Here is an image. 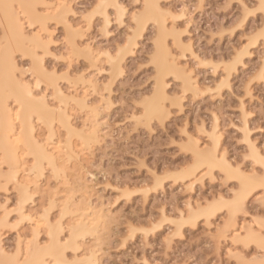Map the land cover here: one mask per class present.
I'll return each mask as SVG.
<instances>
[{
	"label": "rangeland",
	"instance_id": "rangeland-1",
	"mask_svg": "<svg viewBox=\"0 0 264 264\" xmlns=\"http://www.w3.org/2000/svg\"><path fill=\"white\" fill-rule=\"evenodd\" d=\"M14 1L20 3L19 0ZM120 1L122 8L128 9L127 14L123 12L122 16V11L111 7L107 8L106 14L101 10L94 13L96 4L102 0H69L73 7L72 13H75L68 14L72 29L67 26L65 20L55 15L54 10H50L56 18V22L49 28L55 42L49 49L52 55L44 56L43 67L49 72L54 69L57 75L53 85L44 86V92L40 93V96L46 95L53 108L63 104L61 97L55 93V83L58 82L65 92L79 96L87 95L90 106L82 107L74 101L70 102L67 110L72 124H75V130L71 132L58 119L55 120L53 130H50L35 112L32 113L35 114L31 119L34 121L38 137L45 141L52 138L56 144L60 142L59 145L63 146L62 155L64 153V161H61L58 169H54L45 160L41 172H38L31 168L36 163L35 153L28 146L19 152L22 154V157L19 154L23 161L21 164L25 165H21L18 176L20 179L33 180L32 195L26 201V210L29 214L31 211V215L35 214L34 220L49 219L42 223L40 220L37 240L40 244L46 243L47 231L49 228L56 230L59 221L62 222V229H70L81 212L75 211L73 204L76 210L81 209L83 204L87 203L83 195H91L89 198L94 201L95 206L97 202H103V205H100L111 214L106 220L100 214L102 211L99 213L100 218L97 213L95 215V212H92L91 216L95 215L93 219L100 220L93 221L94 230L86 233L88 235H80L79 239L77 238L82 242L79 251L73 252L69 259L80 255V260L85 261L86 258L82 257L96 250V264H144L145 261L148 264H230L228 249L233 248L232 241L220 239L224 234L221 233L220 227L222 228L225 219L229 217L227 212L222 214L218 207L211 216L210 224L203 215L189 221H182L179 217L182 213L189 216V203L193 202L195 206L199 203L205 205L219 196H224L225 200L229 199L234 190V182L228 180L220 168H215L210 173L207 172L206 166L198 167L197 176L202 177L196 179L195 176L191 180L182 176V172L195 168L197 163L189 147L190 138H197L195 140L202 147L209 149V146H213L214 149L216 144L211 133L215 129L219 135V152H227L230 161L245 152V145L240 143L242 136L239 132L242 109L250 113L248 128L251 138L254 141L261 139L260 129L264 128L261 123L264 119V83L253 80L252 77L259 72L264 42L259 38L250 41L249 36L253 30L259 33L261 25H264V13L254 11L244 20L241 27H236L244 11L241 3H248L251 8L253 4L258 5L259 0H164L175 13H179L184 5L187 6L185 9H189V13L185 12L183 18L176 20L174 25L173 22H168L172 28L179 27L178 33L182 34L179 36L184 37L186 42H191L196 51V55L186 52L185 56L182 55L184 53L181 47L176 46L177 30L173 31L175 37L170 31L171 27L170 30L159 33L156 23H149L140 30L134 25L131 13L137 11L135 6L139 2L142 14L145 0ZM38 2L55 5L57 0ZM43 11L48 10H41ZM107 18L110 21L106 20ZM149 19L150 17L143 18L142 21ZM138 30L141 32L137 37L139 44L134 51L125 54L126 57L124 56L121 63L124 68L122 67L121 71L116 70L114 74V67H111L108 55L112 52L114 57L118 56L129 37ZM157 38L166 42L167 48L169 46L172 52L174 50L175 56L179 55L178 60L183 65L190 67L193 75L197 77L196 80L201 83L202 90L195 94L191 89L185 88L182 80L175 74H168L166 85L171 95L168 94L172 99L175 96L181 97L182 107L173 105L172 100H167L170 108L163 121L155 117L148 121L145 116L147 105L154 97L158 80L155 62L158 51ZM4 40V18L0 11V41ZM169 40L172 41L171 44ZM88 43L98 50L95 53L100 51L99 59L89 58V54L87 58L82 53L84 50L87 55ZM247 45L251 51L245 57L244 64L237 66L238 70L233 69L231 75L225 74L226 64L231 63L237 53ZM20 52H24V55L16 63L19 68L27 69L31 60L27 63L24 61L31 54L32 46L25 45L16 55ZM40 55L43 56V52ZM197 57L207 63L198 64ZM22 73L21 77L26 83H34L43 75L40 69ZM83 75H86V80L82 78ZM90 76H93L91 80H97V84L90 83ZM7 103L12 111L16 109V100L13 97L8 99ZM94 106H98L95 107L97 112L99 109L101 113L98 112V117L105 122L102 135L98 139L89 137V132L86 131L93 118L91 116ZM15 131L17 133L19 128ZM13 135L14 138L19 134ZM2 137L3 131L0 128V140ZM0 148V161L5 165L0 167V170L1 173L7 174L10 169L3 159L4 150L1 146ZM64 163L66 165H63ZM79 173L83 181H86L85 184L88 183L85 188L88 190L90 186L88 194L84 193L86 189L81 188L78 183V187L75 186ZM154 176L163 179L159 183ZM85 178H88V181ZM0 180V228H3L0 230V253L4 249L6 258L16 256L22 260L24 256L18 250L23 245L26 251L27 242L33 239L34 220L25 219L20 215V211L18 212L20 194L15 183L12 180L6 183L7 180L4 181L2 177ZM33 184H38V187ZM248 207L253 214L259 210L255 201L250 202ZM3 218L7 219L5 224L2 223ZM102 222L104 225H101ZM179 223L182 224L181 228L178 227ZM240 224L243 226L244 221L241 220ZM97 226L100 230H97L98 232L95 230ZM72 243V247L76 248V244ZM233 250L235 251L234 248ZM1 259L0 255V261Z\"/></svg>",
	"mask_w": 264,
	"mask_h": 264
},
{
	"label": "snow or ice",
	"instance_id": "snow-or-ice-1",
	"mask_svg": "<svg viewBox=\"0 0 264 264\" xmlns=\"http://www.w3.org/2000/svg\"><path fill=\"white\" fill-rule=\"evenodd\" d=\"M110 7L119 8L125 14L128 12V9L121 8L118 4H107L103 0L101 3L96 4L93 12ZM135 7L137 11L131 13L132 20L134 25L140 29L149 23L158 22L160 18H163L165 27H167L169 21L173 22L174 25L176 20L183 18V12L185 11L181 9L179 13H174V10L166 5L164 0H153L152 3H144L142 8L144 11L152 9L157 19L142 21L141 4L138 2ZM53 8L57 17L64 12L75 15L71 12L72 5L67 0H62L61 3L55 5L41 4L38 0H29L28 3L21 2L19 4L8 2V0H0V11L3 12L4 16V36L7 41V43L0 41V70H2L0 74L3 75L6 81L17 84L24 97V99H20L19 96L16 97V109L13 113V134H15V128H19V135L15 138V149L18 153L26 148L28 143L25 138V128L21 126L22 114L25 113L26 108L25 101L37 98L41 101L46 100L47 96H40V93L43 92L44 86L51 87L53 85L54 78L57 75L54 69L49 72L48 69L43 67L44 56L52 55L49 49L55 42L52 39L53 33L49 31L51 24L56 22V18L53 17L50 11ZM241 8L244 10L243 15L237 22L236 27H241L244 20L254 11L264 13V0H259V4H253L251 8L248 3L242 2ZM41 10L49 11L41 12ZM85 19H88V17H85ZM172 31H175L174 27ZM14 38L15 43L13 42ZM253 38H259L264 42V25H261L259 33L253 30L249 40L251 41ZM129 40H131V37H129ZM168 42L169 44L172 43L171 40ZM25 45H31L33 50L24 61L27 63L30 59L31 64L27 69H22L17 66L16 62L20 60L24 52H20L19 55H16V53ZM176 46L181 45L178 42ZM246 48L231 60V64L236 66L241 64V55L248 54ZM171 50L169 49V52ZM41 52H43V56L40 55ZM169 59H171L170 55ZM196 59L198 64L207 63L206 60L201 61L199 57ZM213 67L215 68V66ZM37 69H40L43 75L36 79L34 83H25L21 73L36 72ZM252 79L264 83V53L261 55L259 72L254 74ZM242 113L239 132L242 136L240 143L245 145V152L231 162L228 161L227 152H225V156H220L219 151L215 155V159L220 162L217 166L220 167L228 180L234 182V190L230 193L229 199L225 200L221 196L216 202L220 206L219 210L222 214L224 212L229 214V221L222 225L221 231L224 234L220 236V239L221 241L224 239L232 241L235 251L233 248L228 249V255L231 258L230 264H264V128L260 129L261 139L254 141L248 128L250 113L244 109H242ZM26 119L25 115L24 120L26 121ZM261 123L264 124V119L261 120ZM233 127L236 126L233 125ZM32 132L34 134V128ZM4 166V163L0 161V167ZM252 201L259 205L256 214H253L248 207ZM45 212H47V209H45ZM25 219L29 218L25 217ZM241 220L244 221L243 226L240 224ZM233 222H235L234 227L232 226ZM19 223L18 220L17 224ZM74 230V227L72 229L64 228L62 233H58L49 228L47 242L40 244L37 241L38 247L34 252L33 241L36 240L35 232L37 231L34 228L33 239L27 242L26 251L23 245L18 250L24 256V259L8 262L0 261V264H91L90 261L68 258L73 252L79 251V249L72 247L73 236L71 233ZM58 234L60 235L59 241L56 239ZM64 237H67V239H64ZM34 255H41V258L30 259ZM144 264H147V261Z\"/></svg>",
	"mask_w": 264,
	"mask_h": 264
},
{
	"label": "bare ground",
	"instance_id": "bare-ground-1",
	"mask_svg": "<svg viewBox=\"0 0 264 264\" xmlns=\"http://www.w3.org/2000/svg\"><path fill=\"white\" fill-rule=\"evenodd\" d=\"M50 1V0H49ZM8 2H13V0H8ZM15 2V1H14ZM19 2L21 3V2H24V3H26V2H28V0H19ZM62 2V0H57V3L56 4H59V3H61ZM67 2L68 3H70L69 2V0H67ZM103 2L104 3H107V4H118V5H122L120 2V0H103ZM145 3H152L153 2V0H145L144 1ZM101 3V2H100ZM52 4H53V2H52ZM55 4V3H54ZM124 7V6H123ZM184 7L186 8L187 6H185L184 5ZM183 7V8H184ZM73 8V7H72ZM72 8H71V12H72ZM121 8H122V6H121ZM183 8H181V9H183ZM184 8V12H183V15L185 14V12H187V10H189V9H185ZM119 11H121V9H119V8H117ZM52 10H54V12H55V9L53 8ZM49 11V10H48ZM102 11H104V13L106 14V11H107V8H105V9H103ZM109 11V10H108ZM175 11V10H174ZM1 13H2V15H3V12L1 11ZM56 13V12H55ZM109 13V12H108ZM122 13L123 12H121L120 13V15L122 16ZM175 13V12H174ZM187 13H189V12H187ZM68 14L69 13H67V12H64V13H61L60 14V18L61 19H63V20H65V22H66V24H67V26L70 28V29H72L73 28V25L69 22V20L70 19H68L69 17H68ZM55 15H57V14H55ZM119 16V15H118ZM186 16H187V14H186ZM189 16V15H188ZM148 17H150V19H152V20H156L157 19V17H156V14L154 13V11L152 10V9H148V10H146V11H142V15H141V18L143 19V18H148ZM3 18H4V16H3ZM109 18V17H108ZM106 19V20H109V19ZM123 18V17H122ZM149 19V20H150ZM186 20H188V18L186 19ZM110 21V20H109ZM189 21V20H188ZM192 21V20H191ZM107 22V21H106ZM189 23V22H188ZM107 24V23H106ZM175 24V23H174ZM155 25H157L156 27H158V31H159V33H162V32H165V31H167L168 29L170 30V27L171 26H169V24L167 25V27H165L164 26V21H163V18H160L159 20H158V22H156V24ZM75 26V25H74ZM173 26V25H172ZM175 26H177V25H175ZM183 27V26H182ZM172 28V27H171ZM173 29V28H172ZM178 29H179V27H177V29H175V31L177 30V32H175L176 34H178L177 36H178V42H179V44L181 45V46H179V47H181V50H182V52L184 53V54H182V55H184L185 56V53L186 52H189V53H191V54H195L196 55V51H194V49H193V45L191 44V42H186L183 38L184 37H181V36H179V34L181 33H178ZM139 30H140V28H139ZM137 31L132 37H131V40H129L128 39V42H127V44L125 45V46H123L121 49H120V53H119V55L118 56H113L111 53L108 55L109 57H110V60H109V62L111 61V67L113 68V71H114V74H116L115 73V71L117 70V71H121V69H122V67L124 66H122L121 65V63H123L122 61H123V59H124V56H125V54H127L128 52H131V51H134V49H135V47L137 46V44H139L138 42V39H137V37H138V35L141 33L140 31ZM77 31V30H76ZM174 35H175V33L172 31V30H170ZM182 31V30H181ZM80 32V31H79ZM142 33H143V31H142ZM77 34H79V33H77ZM180 35H182V34H180ZM71 36H73V35H71ZM74 36H75V34H74ZM175 37H176V35H175ZM176 39V38H175ZM14 40H15V38H14ZM73 41V43L75 42V38L74 39H72ZM158 40V41H157ZM157 40H156V46L158 47L157 49H158V51H157V53H156V56H155V62H156V68H157V72H158V80H157V85H156V89H155V94H154V97H153V99L149 102V104L147 105V112H146V119L148 120V121H151V119H153L154 117L155 118H157V119H160V121H163V119L165 118V116L166 115H168L167 113L169 112V104H168V101H170L171 102V100H172V104L173 105H176V106H178V107H182V99H181V97L180 98H178L179 96H177V98H176V96L172 99L171 97H170V95H171V93H169V91H167V86L168 85H166L167 84V80H166V77H168L167 75L168 74H175V76L176 77H178L180 80H182V84H184L183 86H185V88H189V89H191L193 92H195V94H197L198 92H200L201 90H202V88H201V83L198 81V80H196L197 79V77L195 76V75H193V73H192V71H191V69H189L190 67H186L185 65H183L182 64V62L181 61H179L178 59L180 58H178L177 57V55L175 56V54H174V50H173V52L171 51V52H169V49H172V48H169V46H168V48H167V46H166V42H162V41H160L159 40V38H157ZM188 40V39H187ZM5 41V43H7V41L6 40H4ZM176 43V42H175ZM89 44V43H88ZM86 45V44H85ZM30 46V45H29ZM76 46H78V45H76ZM186 46V47H185ZM85 48V47H84ZM246 48V46L243 48V49H245ZM82 49V48H81ZM94 49H95V51H94ZM242 49V50H243ZM33 50V49H32ZM100 50V49H99ZM246 50H247V53L249 54L250 53V47H249V45H247V48H246ZM86 51H87V55L85 54L86 52L84 51V50H82V53H84V55L85 56H87V58H88V54L89 55H91V56H89V58H91V57H93V59L94 60H96L95 58H98L99 59V55L98 54H100L99 52H97V53H95L96 51H98V50H96V48H93L92 47V45H91V43L87 46V48H86ZM110 52V51H109ZM241 53V50L237 53V55L238 54H240ZM95 54H97V55H95ZM129 54V53H128ZM187 54V53H186ZM247 54V55H248ZM95 55V56H94ZM115 55V54H114ZM169 55L171 56V59H169ZM247 55H241V63H243L244 64V62H245V57L247 56ZM179 56V55H178ZM101 57V56H100ZM126 57V56H125ZM125 61V60H124ZM91 62H93L92 60H91ZM184 63V62H183ZM227 66H225V70H226V67H227V70L225 71V74H227V75H231V73H232V70L234 69V71L235 70H238L239 69V67H237L236 65H233V64H231L230 62H229V64L227 63L226 64ZM18 66V65H17ZM102 66V65H101ZM110 67V69H112ZM238 69H237V68ZM124 68V67H123ZM106 69H108V68H106ZM115 69V70H114ZM98 70V69H97ZM227 72V73H226ZM0 73H2V70H0ZM113 72H112V70H111V74H112ZM118 73V72H117ZM23 74V73H22ZM57 74V73H56ZM84 76V75H83ZM82 76V78L83 79H87L85 76L83 77ZM88 77V76H87ZM93 76H90L89 77V79L90 78H92ZM195 77V78H194ZM226 77V76H225ZM231 77V76H230ZM23 78V77H22ZM95 79H97L96 77H95ZM24 80V79H23ZM25 81V80H24ZM90 83L92 84V85H94V84H97V80H94V78H93V80H91L90 79ZM199 83H198V82ZM224 81H225V79H224ZM105 82V81H104ZM220 82V84H223V83H221V81H219ZM26 83V82H25ZM228 83H229V81H228ZM95 87H96V85H95ZM53 88V87H52ZM224 88V87H223ZM208 89V88H207ZM79 90V89H78ZM205 90V89H204ZM55 93H57L60 97H61V103H63V104H60V105H58L56 108H53L50 104H49V101L46 99V100H44V101H41L39 98H37V99H35V100H26L25 101V104H26V108H25V113H23L22 114V121H21V126H23L24 128H25V138L27 139V141H28V143H27V146H28V148L30 149V150H32V152H34L35 154V158H36V163H34V166H32L31 168H32V170H36V171H38V172H41V167H42V164H43V162L46 160L48 163H50L52 166H53V168L54 169H58V167H60L59 165H61V161H64V160H62V156L64 155V153H63V155H62V148L63 147H61V145H59V143H55L54 141H53V139L52 138H49L48 140H42L41 138H39L38 136V134H36V132H34V134H33V132H32V129L34 128L35 129V125L33 124V122L34 121H32L33 119H31V117H33L35 114H36V116H38V118L41 120V121H43L47 126H48V128L50 129V130H53V126H54V123H55V120H59L67 129H68V131L69 132H71V131H73V130H75V128H74V126L73 125H75V124H72V120H71V118H70V113H68V105L70 104V102L71 101H74L75 103H77V104H79L80 106H82V107H87V106H90L89 105V100H87V95H84V96H79V95H77V94H73V93H69V92H65V90H63V87L61 88V86L59 85V83L57 82V83H55ZM218 91V90H217ZM44 92V91H43ZM42 93V92H41ZM170 95H169V94ZM17 96H19L20 97V99H24V97H23V94H22V92H21V90H20V88H19V86L17 85V84H15V83H12V82H10V81H6L5 79H4V77H3V75L2 74H0V128H1V130L3 131V137L1 138V140H0V146L3 148L2 150H4L2 153V155H4V157L5 158H3L4 160H6V161H4V162H6L7 164H8V166H9V169H10V171H9V173H1V171L2 170H0V179H1V177L2 178H4V181L5 180H7V181H5L6 183H9L11 180L15 183V187H17V190L19 191V194H20V198H19V200H20V203H19V209H18V212L20 213V215L22 216V217H28V218H30L31 220H34V218H33V216H35V214H32L31 215V211H30V214H29V212H27V210H26V201L29 199V198H31V189H32V184H31V181H33V180H31V181H29V179H27V178H25V179H20L21 177H19L18 176V171H19V169L21 168V165L23 166V165H25V164H21V162H23L21 159H20V155H21V157H22V154H20V153H18L17 151H16V149H15V138L16 137H14L13 138V129H14V125H13V113H14V111H12V108L11 107H9L10 105H8V99H9V97H13L15 100H16V97ZM44 96V95H43ZM86 96V97H85ZM168 100V101H167ZM60 102V101H59ZM171 103H170V105H171ZM184 106V105H183ZM95 107L96 106H94V108H93V110H92V112H93V115L91 116V115H89V121H90V118L91 117H93V118H91L92 120L90 121V126L88 127V129H86V131H88L89 132V137H91V138H93V139H98L102 134H101V132H103V125L105 124V122H103V121H101V119L98 117V112H99V109H98V112H97V110L95 109ZM96 108H98V106L96 107ZM102 110V109H101ZM33 112H35V114L34 115H32V113ZM89 113V112H88ZM100 113V112H99ZM101 114V113H100ZM26 115V117H27V119H26V121L24 120V116ZM91 116V117H90ZM88 121V122H89ZM146 121V120H145ZM87 124H89V123H86V125ZM217 126H218V124H217ZM215 127H216V125H215ZM215 129V128H214ZM213 129V130H214ZM15 130H18V128H15ZM219 131V130H218ZM16 132V131H15ZM19 132V131H18ZM15 133V136L16 135H18L19 133ZM41 136V135H40ZM192 135H189V137H191ZM211 137H212V139L215 141V148L214 149H212L213 148V146H209V147H211V148H206V146H204V147H202L201 145H199L198 143H197V138H193V137H191L190 138V141H188L190 144H191V146H189V144H188V146L189 147H191V149H192V151H193V155H195L194 156V158H196V160H197V163H196V166H195V168H189V169H187V170H185V171H183L182 172V176H184V177H188L190 180L194 177L195 178V176H197L198 175V173H197V168L198 167H201L202 168V166H206L207 167V172L208 171H210V173H212L214 170H215V168H220V167H218L217 165L218 164H220V162L219 161H217L216 159H215V155H216V152L217 151H219V149H218V144H219V135H218V133H217V129H215L212 133H211ZM221 142V141H220ZM61 144V143H60ZM213 145V144H212ZM1 149V148H0ZM190 149V148H189ZM20 154V155H19ZM219 154H220V156H225V153H220L219 152ZM24 159V158H23ZM61 159V160H60ZM64 159V158H63ZM67 159V158H66ZM68 160V159H67ZM195 160V159H194ZM2 161V160H1ZM228 161L229 162H231L229 159H228ZM34 162V161H33ZM65 162H66V160H65ZM28 163V162H27ZM32 163V162H31ZM63 165H66L65 163L63 164ZM205 167V168H206ZM185 169V168H184ZM200 171H202V169L200 170ZM200 171H199V173H200ZM34 172V171H33ZM21 173V172H20ZM81 173H79L77 176L78 177H82V175H80ZM6 175V176H5ZM23 175H24V173H23ZM155 175H157V174H155ZM203 175V174H202ZM5 176V177H4ZM26 176V175H25ZM92 176H94V175H92ZM200 176V175H199ZM23 177V176H22ZM76 177V176H75ZM77 177V181H76V185L75 186H77L78 187V185L79 186H81V188L82 187H84L85 188V185H86V187H87V184L88 183H86L85 184V182L86 181H83V179L80 177V178H78ZM96 177V176H95ZM155 178H157L156 176H154ZM161 177V176H160ZM178 177V176H177ZM200 177H202V176H200ZM200 177H198L197 176V178L196 179H199ZM193 178V179H194ZM88 179V178H87ZM86 178H85V180H87ZM163 179V177L162 178H157V182H161V180ZM3 180V179H2ZM189 180V181H190ZM88 181V180H87ZM193 182V181H192ZM0 183H1V180H0ZM37 183V181H35V184ZM77 183H78V185H77ZM35 184H33L34 186H37L38 187V184L37 185H35ZM75 184V183H74ZM73 184V185H74ZM145 184V183H144ZM194 184V183H193ZM89 186V185H88ZM3 187V186H2ZM41 187V186H40ZM81 188H79V190L81 189ZM89 188H90V186L88 187V190H89ZM34 189H35V187H34ZM33 189V190H34ZM44 189V188H43ZM46 189V188H45ZM73 189V188H72ZM86 189V188H85ZM37 190V189H36ZM63 190H64V188H63ZM77 190V189H76ZM83 190V189H82ZM88 190L86 189L85 190V194H88ZM35 191V190H34ZM87 191V192H86ZM59 192V191H58ZM89 192H90V190H89ZM89 196L91 197V195H83V197H86V201L85 202H87V203H85V204H83L84 206L83 207H81V205H80V207H81V209L79 208V209H77L76 210V208L74 207V204H73V208L75 209V211H78V210H81V212H80V214H79V217L76 219V221H75V223L73 224L72 223V225H71V228H73L74 227V231L71 233L72 234V236H73V242L76 244V245H74V246H76V248L77 249H79V245H81V243L82 242H80V240H78L79 238L78 237H80V235H84V234H86V233H89V232H91V231H93L94 230V226H93V221H95L96 219H93V217L95 218V215H96V213L98 214V217H99V215L100 214H102V217L103 218H107L108 216H110V212L107 210V209H104V206H101V205H103L102 203H98L97 202V206H95L94 205V201L93 200H91V198H89ZM224 197V196H223ZM219 198H220V196H219ZM219 198L217 197V199L215 200V201H208V204L206 205L205 203V205H203V203H202V205L199 203V204H196L197 206H195L194 204H192V203H189V209H190V213H189V216H186V214H183L182 213V215H181V217H179V218H181L182 219V221H189V220H193V219H195L197 216H204V217H206V219H207V221H209V222H207V223H211V216L213 215V213L215 212V210L216 209H218V207H220L216 202L219 200ZM225 199V198H224ZM85 200V199H84ZM93 201V202H92ZM82 203H84V201L82 202ZM101 204V205H100ZM99 206H101V207H99ZM70 207V206H69ZM68 207V208H69ZM71 207H72V204H71ZM95 208H97V210L95 211L94 209ZM98 208H100V209H98ZM70 209V208H69ZM68 209V210H69ZM72 209V208H71ZM74 209H72V211L74 210ZM93 210V211H92ZM106 210V211H105ZM102 211V212H101ZM107 212L106 213V215H104V213L105 212ZM92 212H95V215H93V216H91V214H92ZM101 212V213H100ZM100 213V214H99ZM67 214V213H66ZM188 215V214H187ZM76 216H78V214L76 215ZM89 216L90 217H92V218H89ZM113 216V215H112ZM111 216V217H112ZM9 217V216H8ZM8 217H7V219H8ZM75 217V216H74ZM100 217H101V215H100ZM99 217V218H100ZM97 219V221H99L100 219ZM109 218V217H108ZM4 219V218H3ZM7 219H4V221H2V223L3 224H5V222H7ZM75 219V218H74ZM91 219V220H90ZM102 219V218H101ZM0 220H2V219H0ZM41 220V219H40ZM40 220L38 219V220H34L35 221V223H31L32 225H34V228L38 231L39 230V226H38V224H39V222H40ZM49 221V219L48 218H43V220H41V223H42V221ZM107 220V219H106ZM12 221V220H11ZM97 221H95V222H97ZM176 221V220H175ZM229 221V217H227V219H225V221H224V223L225 222H228ZM10 222V221H9ZM104 222V221H103ZM102 222V224L101 225H104V223ZM109 222V221H108ZM179 221L177 220V223H178ZM176 223V222H175ZM223 223V224H224ZM2 224V225H3ZM7 224V223H6ZM106 224H108V223H106ZM9 225V224H8ZM65 225H66V223H65ZM100 225V226H101ZM99 226V225H98ZM98 226H97V229H95L96 230V232H98L97 230H99L98 229ZM99 226V227H100ZM181 226H182V224L181 223H179L178 224V227L179 228H181ZM232 226L234 227L235 226V222H233V224H232ZM5 228V227H4ZM44 228V227H43ZM70 228V229H71ZM3 228H0V230H2ZM220 229H221V227H220ZM60 230V231H59ZM61 230H63L62 229V222L61 221H59V224H58V228L55 230H53V232H58V233H60V232H63V231H61ZM37 231L35 232V236H36V233H37ZM100 231V230H99ZM221 233H223L222 231H221ZM91 234V233H90ZM89 234V235H90ZM2 234L0 233V236H1ZM86 235H88V234H86ZM95 235V234H94ZM84 237V236H83ZM65 239H67L66 237H64ZM78 238V239H77ZM82 238V237H81ZM56 239H57V241H59L60 240V235L58 234L57 236H56ZM77 239V240H76ZM1 240V239H0ZM19 241V244L21 243L20 242V240H18ZM37 237H36V240H34L33 241V248H34V252H35V250L37 249V247H38V244H37ZM80 242V244H79V242ZM36 242V243H35ZM73 244V243H72ZM96 244V243H95ZM91 245H92V243H91ZM20 246V245H19ZM87 246H88V244H87ZM95 246V245H94ZM3 247V246H2ZM2 247H1V249H2ZM21 247H19V249H20ZM92 249V248H91ZM92 250H94V249H92ZM92 250H91V252H92ZM96 251V250H95ZM95 251H93L91 254H90V252H88V254H89V256H86V255H88L87 253H86V257L84 256V257H82L83 259L84 258H86V259H84L85 261H90L91 262V264H96V262H97V255H96V252ZM18 252V251H17ZM87 252V251H86ZM2 253V254H1ZM1 253H0V255H1V257H2V259H1V261H5V262H8V261H15V260H17L18 259V257H16V256H14V257H12V258H6V254H5V250L4 249H2L1 250ZM77 255H79V254H77ZM76 255V256H77ZM4 257V258H3ZM38 258H41V255H34V256H32V257H30V259H38ZM69 258V257H68ZM80 255H79V257L77 256L76 258H74V259H78V260H80ZM99 258V257H98ZM22 259V258H21ZM82 260V259H81ZM97 264H100L99 262L97 263ZM147 264H148V262H147Z\"/></svg>",
	"mask_w": 264,
	"mask_h": 264
}]
</instances>
